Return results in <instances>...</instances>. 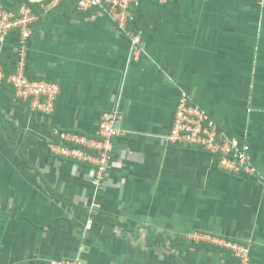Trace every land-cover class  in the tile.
Masks as SVG:
<instances>
[{
    "label": "crops",
    "instance_id": "1",
    "mask_svg": "<svg viewBox=\"0 0 264 264\" xmlns=\"http://www.w3.org/2000/svg\"><path fill=\"white\" fill-rule=\"evenodd\" d=\"M23 3L40 15L27 74L61 92L46 115L0 89V264H226L213 248L179 254L171 245L176 237L199 242V234L245 244L249 264H264V3L141 0L133 26L145 51L136 57L96 10L80 11L75 0H0L11 10ZM18 39L0 46L9 68ZM182 89L250 145L259 175L232 174L209 152L166 140ZM111 110L120 114L118 134L98 186L92 165L52 153L48 142L60 131L95 137ZM80 208L129 227L88 226ZM148 236L159 241L149 247Z\"/></svg>",
    "mask_w": 264,
    "mask_h": 264
},
{
    "label": "built area",
    "instance_id": "2",
    "mask_svg": "<svg viewBox=\"0 0 264 264\" xmlns=\"http://www.w3.org/2000/svg\"><path fill=\"white\" fill-rule=\"evenodd\" d=\"M59 0H53L55 5ZM166 2L167 0H161ZM264 3V0H260ZM80 11L96 10L107 17L130 40L132 57L143 53L141 34L134 29L135 9L141 0H75ZM48 5V9L51 8ZM40 15L26 4L11 10L0 4V46H4L11 34L18 35V58L16 64L6 72L0 63V89L7 84L17 100L26 102L31 111L49 115L54 112L61 87L56 81L33 78L27 74L28 42L33 25ZM120 114L117 110L105 111L101 115L96 136H87L71 131H60L57 139L48 142L49 150L75 162L92 165L94 182L100 185L112 161L113 138L118 134L115 124ZM166 140L173 145H192L205 150L217 158L218 166L232 174L255 176L258 168L253 164L250 145L223 132L216 120L195 102L190 94L180 91L174 111L173 123ZM91 224V220L88 226ZM197 241L211 242L232 250L241 264H249L250 249L236 241L197 236ZM48 264H84L80 257L50 260Z\"/></svg>",
    "mask_w": 264,
    "mask_h": 264
},
{
    "label": "trees",
    "instance_id": "3",
    "mask_svg": "<svg viewBox=\"0 0 264 264\" xmlns=\"http://www.w3.org/2000/svg\"><path fill=\"white\" fill-rule=\"evenodd\" d=\"M3 65L5 66L6 72L9 73V70L11 68H9L8 64H6V63H4ZM3 88L11 89V87H9L7 84H4L1 89H3ZM12 94H14V91L12 92ZM21 158H22L21 159L22 163L26 167H28L29 169H35L36 170L35 166H33L31 164V161L26 157V155H23L22 152H21ZM53 193L56 195V197L58 199L68 201L70 204H72L74 207H76V205L73 203V201L70 200L69 198L64 197L62 194L56 193L55 191ZM80 209H81V211H83V214L85 216L90 217L93 224H96L98 226H103L105 224V222H111L113 225H121L122 227H124L126 229H128V227H129L127 223L125 224V223L118 222L117 220L110 219V217L105 216V215H101L97 211H91L90 212L84 208H80ZM156 241H159V240H156L155 238H151V236H148L147 246L151 247ZM171 245H172V247H175V249L179 252V254H182L183 251L190 250V246L195 247V249H197V250L198 249H204V248H206V249L213 248L217 252L222 253L226 264H241L240 259L233 254L232 250L227 249L223 246L211 243V242H200V241L196 242L193 239H185V238H181V237H176L174 239H171Z\"/></svg>",
    "mask_w": 264,
    "mask_h": 264
},
{
    "label": "rangeland",
    "instance_id": "4",
    "mask_svg": "<svg viewBox=\"0 0 264 264\" xmlns=\"http://www.w3.org/2000/svg\"><path fill=\"white\" fill-rule=\"evenodd\" d=\"M13 168H14V169H17V166L14 165ZM31 172H32V171H31ZM19 173H20L21 175H23V172H22V171H19ZM33 173H34V171H33ZM0 186H2V185H0Z\"/></svg>",
    "mask_w": 264,
    "mask_h": 264
}]
</instances>
